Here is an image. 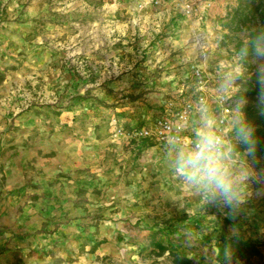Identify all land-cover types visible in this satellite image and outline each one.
<instances>
[{"label":"crops","instance_id":"obj_1","mask_svg":"<svg viewBox=\"0 0 264 264\" xmlns=\"http://www.w3.org/2000/svg\"><path fill=\"white\" fill-rule=\"evenodd\" d=\"M98 1L0 0V27L8 30L4 42L24 50L20 71L7 72L0 123L6 139L27 145L20 150L25 161L38 154L39 150L29 149L36 141L39 149H45L42 156L54 143L52 149L71 162L63 168L69 172L68 183L51 188L53 195L37 202L43 211L48 205L60 206L56 212L60 215L72 214L73 141L82 151L77 154L79 167L114 141L122 148L139 147L147 141L117 131L128 134L157 119H172L178 107L190 102L197 84L191 85L196 77L189 70L188 57L173 53V46L167 48L169 38L152 35L161 17L170 19L164 30L173 28V18L183 17L171 2L146 15L127 6L126 0ZM205 92L210 99L215 95L214 88L206 87ZM44 165V160L38 161L37 167L44 169ZM41 175L35 178L41 181ZM238 219L245 221L243 228L256 241L264 242V184L254 185L248 210Z\"/></svg>","mask_w":264,"mask_h":264},{"label":"rangeland","instance_id":"obj_2","mask_svg":"<svg viewBox=\"0 0 264 264\" xmlns=\"http://www.w3.org/2000/svg\"><path fill=\"white\" fill-rule=\"evenodd\" d=\"M252 3L253 0H225L204 4L198 17L177 16L173 18V28L167 30L163 25L170 19L161 17L152 35L169 38L171 43L167 48L173 46V53L187 56L190 72L200 69L206 87L215 89L218 66L230 61L236 41L247 36V28L238 23V12ZM93 4L99 1L93 0ZM126 4L132 8L130 0ZM4 31L8 30L0 27V71L5 74L0 85V113L4 112L7 97V72L20 71L19 58L24 52L18 44L4 42ZM11 52L16 57L6 60L8 56L13 57ZM198 81L193 79L191 85ZM181 109L178 107L176 111ZM0 130V264H171L168 254L151 253L150 231L164 229L173 237L181 225L194 227L196 221L200 224L197 228H203L204 232L196 229L198 245L186 247L189 255L197 264H220L215 259L216 239L207 244L203 239L207 234L225 229L232 236L233 223L224 228L223 209L196 206L192 195L168 171L162 159L157 158L162 145L128 144L122 148L118 146L119 141H114L98 154L106 153L105 156L86 159L85 166L79 167L77 154L82 151L73 145L78 141H73L72 214L60 215L56 213L60 206L48 205V210L43 211L37 202L52 196L51 188L68 183L69 172H63V168L70 165L69 159L59 155L58 149H52L54 143L42 156L45 149H39L42 147L35 141L36 144H29V149L39 150L38 154L33 153L25 161L20 150L27 145L6 139L4 124L0 123ZM43 160L45 165L41 169L37 164ZM260 162L264 165V160ZM53 168L57 171L55 174L46 171ZM40 175L42 180L38 181L35 177ZM177 204H182L190 214ZM236 221L235 226L250 235L243 228L245 221ZM260 243L264 249V242ZM248 264H264V257Z\"/></svg>","mask_w":264,"mask_h":264},{"label":"clouds","instance_id":"obj_3","mask_svg":"<svg viewBox=\"0 0 264 264\" xmlns=\"http://www.w3.org/2000/svg\"><path fill=\"white\" fill-rule=\"evenodd\" d=\"M218 73L213 98L205 92L201 78L193 89L187 115L161 121L162 151L157 158L199 209L211 205L235 221L247 212L254 185L264 184V165L257 157L256 126L246 119L247 99L239 95L226 113L224 105L242 93L241 82L248 84L253 77L264 102V29H249L230 61L220 63ZM177 206L190 214L182 204ZM231 231L236 235L239 229L233 224ZM197 236V230L185 224L179 227L177 239L193 248L198 245ZM223 264L241 262L226 252Z\"/></svg>","mask_w":264,"mask_h":264},{"label":"trees","instance_id":"obj_4","mask_svg":"<svg viewBox=\"0 0 264 264\" xmlns=\"http://www.w3.org/2000/svg\"><path fill=\"white\" fill-rule=\"evenodd\" d=\"M238 23L240 26L247 28V31L251 28L264 29V0H253V3L246 6L240 12H238ZM244 39L236 41L234 51L238 49ZM5 80L4 72L0 71V85ZM246 90V91H245ZM242 93L248 103L246 106V119L249 123L256 126L257 137L259 139L257 157L259 160H264V102L260 99V88L255 83V77L248 83L242 82ZM147 141V146H153L152 141ZM197 223V224H196ZM195 229H200L204 232L203 228H197L199 221H196ZM232 222L227 218L224 219V228L231 225ZM217 233V236L214 234ZM150 247L152 252L158 256L168 254L171 259V264H197L195 260L189 255L188 248L177 239V236L170 237L166 234L164 229L151 230L149 234ZM213 239H216V261L220 264L224 262L225 253H230L234 259L238 258L240 262L248 264L253 259H262L264 257V249L260 242L256 241L252 236L248 235L246 231L239 228V232L236 235H229L224 231L216 230L214 233L207 234L203 242L205 244L211 243Z\"/></svg>","mask_w":264,"mask_h":264},{"label":"built area","instance_id":"obj_5","mask_svg":"<svg viewBox=\"0 0 264 264\" xmlns=\"http://www.w3.org/2000/svg\"><path fill=\"white\" fill-rule=\"evenodd\" d=\"M132 2V9L138 11L142 14L150 15L157 10H162V8L167 7L171 2L173 3L175 9L179 14L184 17H198L201 13V7L204 4H208L211 2H223L225 0H130ZM195 77L200 80L204 79L203 72L200 69L194 70ZM231 105V101L224 105V112L226 113L229 106ZM187 106L183 107L180 111H176L173 115L172 119L179 117L180 115H187ZM163 120H171L167 118H160L154 121L149 125H145L141 128H136L128 134H125L123 130H118L117 135H126L129 138L136 140H149L156 144L162 145L161 138V128L160 123Z\"/></svg>","mask_w":264,"mask_h":264}]
</instances>
